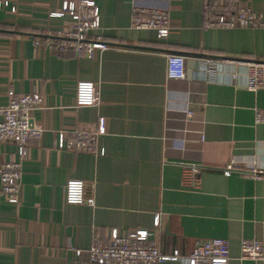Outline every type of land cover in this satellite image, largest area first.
<instances>
[{
    "label": "crops",
    "instance_id": "0c3cea01",
    "mask_svg": "<svg viewBox=\"0 0 264 264\" xmlns=\"http://www.w3.org/2000/svg\"><path fill=\"white\" fill-rule=\"evenodd\" d=\"M63 1L20 0L17 13H0L11 27L0 29V106L10 89L42 93L33 120L45 129L24 156L0 143V167L22 163L19 202L0 189V264H92L94 238L113 229L148 230L163 254L184 257L199 240L223 238L229 264H264L240 259L243 240L264 241V177L247 175L264 172V123L255 121L264 89L249 90L236 62L264 58V29H205L203 0H94L101 26L91 37L108 47L61 56L33 41L72 24L51 16ZM248 2L264 10V0ZM134 5L168 10L170 34L133 28ZM169 54L186 57L184 79L168 78ZM80 80L97 83L98 105L76 106ZM100 118V151L57 148L60 130L94 132ZM189 164L203 166L195 186ZM71 179L94 182L93 206L66 203Z\"/></svg>",
    "mask_w": 264,
    "mask_h": 264
},
{
    "label": "built area",
    "instance_id": "2783aa9c",
    "mask_svg": "<svg viewBox=\"0 0 264 264\" xmlns=\"http://www.w3.org/2000/svg\"><path fill=\"white\" fill-rule=\"evenodd\" d=\"M20 0H0V13H17ZM205 29H264V10H256L248 0H203ZM51 16H69L72 24L67 28L49 30L34 39V45L45 47L55 54L92 57L96 50H105L108 44L100 36L91 37L101 26L100 9L94 0H64L59 10ZM131 25L136 29L155 30L159 38H165L172 29L170 14L163 8H150L134 5ZM206 51V50H205ZM248 68L247 87L251 91L264 89V58L236 60ZM167 76L169 79L186 77V57L181 54L167 55ZM8 103L0 106V143H14L24 156L31 138L44 133L41 123L33 120L36 110L44 107V96L39 92L18 93L8 90ZM100 103V92L94 81L80 80L76 87V106L90 107ZM255 121L264 123V108H257ZM191 115V114H190ZM105 133V120L100 118L97 131L60 130L57 134V148L60 150L86 151L96 153L98 138ZM190 175L191 185L195 186L196 176L202 165L185 166ZM234 169L228 165L226 173ZM252 178H263L264 172L253 170L247 173ZM22 178V163L10 159L0 167L1 193L11 203L19 202ZM67 204H95V184L91 181L71 179L65 187ZM156 216L155 224L158 225ZM81 254V250H77ZM231 259L229 242L223 238L199 240L192 252L184 257L178 250L163 254L157 241L148 230L136 229L120 233L113 229L110 238H94L89 249L92 264H162L166 261L180 264H229ZM240 259L264 260V241L245 239L241 244Z\"/></svg>",
    "mask_w": 264,
    "mask_h": 264
},
{
    "label": "trees",
    "instance_id": "16d2710c",
    "mask_svg": "<svg viewBox=\"0 0 264 264\" xmlns=\"http://www.w3.org/2000/svg\"><path fill=\"white\" fill-rule=\"evenodd\" d=\"M0 29H11V27H9L8 25L0 24ZM41 36H38V37H41Z\"/></svg>",
    "mask_w": 264,
    "mask_h": 264
}]
</instances>
